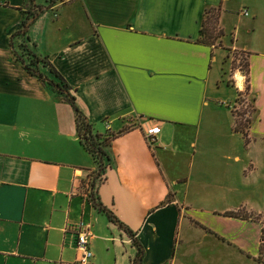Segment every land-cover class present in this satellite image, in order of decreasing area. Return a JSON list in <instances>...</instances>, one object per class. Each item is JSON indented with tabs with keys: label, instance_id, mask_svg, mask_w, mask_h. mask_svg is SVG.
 I'll return each mask as SVG.
<instances>
[{
	"label": "crops",
	"instance_id": "crops-1",
	"mask_svg": "<svg viewBox=\"0 0 264 264\" xmlns=\"http://www.w3.org/2000/svg\"><path fill=\"white\" fill-rule=\"evenodd\" d=\"M232 1L59 0L30 28L94 131L117 135L108 182L97 190L136 233L142 264H194L208 239L221 250L203 256L208 264H228L235 252L262 264L263 223L251 216L264 215V0H240L249 16H238L226 44ZM30 6L0 0V264H76L80 228L92 235L93 264H133L132 240L93 208L86 191L96 166L80 145L71 105L10 49ZM216 9L220 47L199 43L206 12ZM229 50L249 62L248 79L235 73L232 101L252 97L248 142L234 131L232 110L209 94L223 81ZM154 125L161 132L150 146L145 130ZM210 185L226 201L257 197L261 204L198 212L190 191ZM165 210L170 217L155 218ZM238 211L250 219L228 215ZM198 230L202 237L193 240Z\"/></svg>",
	"mask_w": 264,
	"mask_h": 264
},
{
	"label": "trees",
	"instance_id": "trees-1",
	"mask_svg": "<svg viewBox=\"0 0 264 264\" xmlns=\"http://www.w3.org/2000/svg\"><path fill=\"white\" fill-rule=\"evenodd\" d=\"M47 4L44 6H39L35 4V0H29L31 6L29 9L23 12L24 18L21 23V27L18 31H15L11 35V40L9 43L10 49L15 56V61L19 63L24 70H26L31 77L38 79L42 84H44L52 93L57 94L62 97V99L71 105L75 117H76V128L77 134L80 138V145L86 150L92 157V160L96 166V171L92 173L89 177L88 188L86 191L89 194L92 206L98 212L106 215L109 222L115 224L122 232L126 233L132 240L134 246L137 248L138 253L136 254L133 264H142L144 249L141 244L136 239V233L130 230L127 226L121 223V220L116 216L114 211L106 208L105 204L101 201L98 195V186H100L106 177V173L113 167V160L110 154L111 143L115 140L117 135L111 134L108 130L104 134H98L94 131L93 124L90 120L78 109L75 96L72 94V87L62 78V74L51 64L47 56L41 55L36 47V43L32 40L30 36V28L33 27L37 19L46 10H50L59 0H47ZM207 11L206 15L210 12ZM216 14H214L213 21L215 25L219 23L220 9H216ZM205 15V17H206ZM202 22V29L199 33V43L206 44L207 46H214V42L211 40L214 38L213 33L216 28L211 30L205 26L206 20ZM223 30L215 35L218 39H222L224 36ZM205 38H202V35ZM249 62L246 61L244 75L248 79L249 74ZM241 95V94H239ZM235 116V129L236 133L242 134L246 142L247 133L250 128L251 121L247 124L242 125ZM229 216L233 218H249L244 212L238 211L236 213H228ZM251 219L258 220V217L251 216ZM264 227H262L261 241H260V257L257 258V262L264 264Z\"/></svg>",
	"mask_w": 264,
	"mask_h": 264
},
{
	"label": "rangeland",
	"instance_id": "rangeland-1",
	"mask_svg": "<svg viewBox=\"0 0 264 264\" xmlns=\"http://www.w3.org/2000/svg\"><path fill=\"white\" fill-rule=\"evenodd\" d=\"M230 8H231V16H229V18H227L226 20L227 21V30H226L227 37L225 39L226 44H230V40H229L230 34L231 33L234 34L235 28H238V18H239L238 16L241 17V13L246 10L243 8L240 0H233L230 3ZM216 13L217 12L215 10L206 15L205 26L209 28L210 30L212 28H216L215 29L216 31L213 33L214 38L211 41L214 42L215 44L214 46L220 47L222 46L221 40L219 38L217 39L215 35L220 31L221 28H220L219 23L215 25L213 21L214 14ZM243 19L244 21L247 20L246 17ZM202 38H205L204 34L202 35ZM227 56H228V60L226 59V63L228 64L225 65V69L223 70V81H220L218 83V88L213 86L210 89L209 94L210 96L218 98L217 100L221 101L218 104H220L222 107L226 106L229 109H231L234 117L236 116L237 117L236 119L239 122H241L242 125H245L249 121H252L254 119L255 112H254V105H253L252 97H250V95H246L245 94L246 92H244L242 93V95H238L234 102L232 101L235 95V90L233 89L235 86V82H236L235 73H237V71L241 73L244 72L245 70L244 66L247 61V56L244 52L238 51V50H235V51L229 50V52L227 53ZM170 153L172 154L173 152L169 151V152H166L165 154H170ZM107 182H108V178L106 176L104 183H107ZM211 186L212 185L208 186L207 189L201 192L199 191L198 188H195V187H193L192 191H190V194H189L190 200L198 202L197 206L195 207V209H198L197 210L198 212H200V210L203 209L201 210V212L204 214L212 213L210 211H212L213 208L216 209L217 211H220L224 207H227V206L236 208V207H239V205L241 204L240 202H242V200H248L249 205L247 206V208L249 210L251 209L252 204H257V202L261 204L262 199L257 198V197H254V198L239 197V198H232L231 200L226 201L224 197H221V198L218 197L219 191ZM220 199H221V202H220ZM113 211L116 214V216L121 220V223L124 224L122 219L117 215L116 211L115 210ZM169 215H170L169 210H165L164 213L158 214L155 218L168 217ZM258 219L262 221L263 227H264V215L260 216ZM124 225L127 226V224H124ZM174 228L175 227H173V229ZM192 234H189V235L186 234V236H191ZM194 234H196V236L193 240H196V238L202 237V233L199 230ZM210 240L208 239L204 241V243L202 242V245L198 246L197 248L200 251V253L203 254V256L209 253H212V251L216 252V254H219L221 252L220 249L216 250V247H213L212 244H210ZM189 246H192V245H189ZM189 246L187 250H190ZM263 246H264V242H263ZM191 248H193V246ZM173 249H174V244L172 245V251L174 252ZM177 249H180V247H178ZM203 256L202 255L200 256L201 260L200 259L196 260V262L195 260H193L194 264H208V261L205 262V259ZM239 257L240 256L235 252L232 261L229 262L228 264H252V263H247L246 260L239 258Z\"/></svg>",
	"mask_w": 264,
	"mask_h": 264
},
{
	"label": "built area",
	"instance_id": "built-area-1",
	"mask_svg": "<svg viewBox=\"0 0 264 264\" xmlns=\"http://www.w3.org/2000/svg\"><path fill=\"white\" fill-rule=\"evenodd\" d=\"M243 16L248 17V11L242 12ZM161 130L159 126H152L145 130V137L150 146H154L157 143V137L160 134ZM89 228L82 229L77 232L76 236V249L78 250L79 257L76 261V264H93V251L90 249L89 240L91 237Z\"/></svg>",
	"mask_w": 264,
	"mask_h": 264
},
{
	"label": "bare ground",
	"instance_id": "bare-ground-1",
	"mask_svg": "<svg viewBox=\"0 0 264 264\" xmlns=\"http://www.w3.org/2000/svg\"><path fill=\"white\" fill-rule=\"evenodd\" d=\"M238 81L241 83L243 82V78L241 76L238 77Z\"/></svg>",
	"mask_w": 264,
	"mask_h": 264
}]
</instances>
